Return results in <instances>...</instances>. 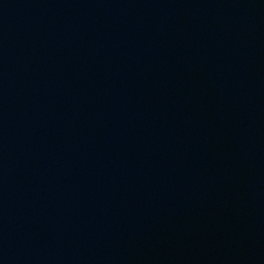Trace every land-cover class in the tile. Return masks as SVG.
<instances>
[{"label":"water","instance_id":"obj_1","mask_svg":"<svg viewBox=\"0 0 264 264\" xmlns=\"http://www.w3.org/2000/svg\"><path fill=\"white\" fill-rule=\"evenodd\" d=\"M0 264H264V0H0Z\"/></svg>","mask_w":264,"mask_h":264}]
</instances>
